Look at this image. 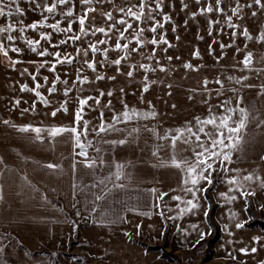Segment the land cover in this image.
Masks as SVG:
<instances>
[{
  "label": "crops",
  "instance_id": "0c3cea01",
  "mask_svg": "<svg viewBox=\"0 0 264 264\" xmlns=\"http://www.w3.org/2000/svg\"><path fill=\"white\" fill-rule=\"evenodd\" d=\"M10 2L5 0V3ZM51 2L53 0H19L24 15L13 9L14 14L8 20L6 8L5 16L0 17V28L7 23L17 24V21H23L26 26L45 16L48 23L59 20L61 27H65L67 20L59 10L50 15L43 9L45 3ZM69 2L75 5V16H79L80 0ZM37 4L41 7L37 8ZM58 7L63 10L67 5ZM21 26L17 24L15 31L0 33V41L5 47L13 43L7 40V35H13L16 37L15 46L24 50L19 56L23 62L14 66L0 54V248H3L0 264H82L79 258L88 260L89 264H170L159 251H149L142 244L161 245L167 229L170 248L174 247L175 251L191 248L196 241L188 240L174 208L177 201L172 199L173 196L190 199L191 194L186 195L181 190L184 187L182 173L166 163L172 157L170 140L157 139L147 130L154 128L163 136L161 123L155 117L117 124V131L106 134L90 132L87 140L91 141V146L87 152L88 158L97 161L94 168L84 166L85 157L78 154L80 150L69 133L56 137L55 141L46 138L44 142H38L33 140L34 133L13 128L12 124L28 123L70 127L75 120L41 116L22 121L13 119L14 114L7 112V101L13 98L7 93L15 90L12 77L21 75L24 69L28 72L23 75L35 73L38 68L39 75L50 72L49 65L39 67V62L53 58L31 52L26 39H40L39 33L44 31L52 33L55 43L73 33L79 34L77 21L72 25V33L57 34L47 27L36 30L24 27L21 32ZM79 44V41L73 44L69 40L59 50L62 54L68 52L75 56L76 47L81 49ZM41 46L49 47L43 40ZM49 51L54 49L49 47ZM9 55L17 58L11 50ZM59 67L57 65V70ZM8 114L12 119L7 117ZM5 120L10 123L5 125ZM187 122L177 120L170 129ZM80 127H83L82 121ZM135 128H139L138 133ZM119 139L128 142L124 145L110 143ZM154 152L157 154L153 155ZM176 155L180 159L191 157L190 145L178 141ZM101 160L105 161L104 165L99 163ZM74 162L75 170L72 167ZM116 162L125 165L126 178L121 181L124 188L112 190L108 197L96 200L101 189L94 185L110 171H115ZM49 163L62 167L49 169ZM205 182L201 186L207 188ZM107 187L111 189V184ZM153 188L157 190L156 195L167 193L162 202L155 200L151 192ZM201 194L205 198V193ZM154 202L160 207H153ZM169 208L172 211H168ZM161 209L164 216L159 215ZM137 224H140L139 229Z\"/></svg>",
  "mask_w": 264,
  "mask_h": 264
},
{
  "label": "rangeland",
  "instance_id": "374dc122",
  "mask_svg": "<svg viewBox=\"0 0 264 264\" xmlns=\"http://www.w3.org/2000/svg\"><path fill=\"white\" fill-rule=\"evenodd\" d=\"M162 2L164 12L171 16V20L164 24L163 30H157L156 38L159 39L161 32H165L166 38L171 42V47H168L165 52L163 49L167 46L161 44L156 48L155 56L159 58L160 64L166 66V71H161L156 66L155 59H146L153 48L150 43L153 34L147 27L152 23L150 20L141 25L145 27L141 39L145 40L146 46L140 47L139 52L131 53V59L122 60L119 66L112 63L113 60L123 55L122 51H118L114 47L115 42L120 39L117 29L123 30L119 24L121 17L133 24V27L125 33L126 39L121 40V43H129V48L137 46L132 36L137 30L138 22L127 17L126 12L129 7L138 5L140 0H91L90 4H82L80 0V15H83L88 8L95 9L87 12L86 29L94 27L109 29L113 24L115 27L110 29L107 37L99 32L93 35L92 31H88L87 35L79 34L80 57L71 64L60 65L56 74L60 76L61 82H57L56 92L47 90L54 79V73L50 71L47 74L37 75V80L42 84L40 91L51 101L47 107L39 102L34 93L21 91V85L24 84L30 88L34 87V82L29 75L18 74L16 77H12L15 90L7 93L9 96L10 94L13 96L10 101H7V112L14 114L13 119L22 121H32V118H41V116L57 120L75 118L77 95L95 97L103 91L105 95L101 97L100 105L96 107L95 111L85 108L84 120L91 122V127L98 126L100 110L104 111L105 121L111 122L113 112L106 107L107 101L110 99L112 101L111 108L116 112L123 110L125 102L129 107H136L141 112L151 111L154 107L157 113L155 117L163 127L164 136L171 124H175L177 120H187L195 124V117L207 116L209 105L203 101L208 98L209 93L213 105L227 98L235 106L238 103V98L243 97L239 107L247 108L251 119L246 129L241 132L243 137L241 148L233 153V162L227 165V168L239 170V172H223L217 169L212 174L213 183L207 185V192H205V194L209 193L217 206L213 220L219 227V239L210 244L212 232L203 215L208 202L205 200L206 196L204 198L203 194L198 193V196L201 197L200 209L192 214L186 213L183 218L177 216V219L181 227H184L190 242L197 241L199 233L203 231L204 239L199 242L203 244L195 243L191 248L175 251L174 247L170 248V239L167 235L166 240L163 236L161 246H165L168 252H173L177 256L179 264H264V229L246 226L249 221L246 208L249 204L255 216L264 220V188L260 187V178H264V89L261 88V85H264V42L258 38L260 32L264 31V10L255 5L253 0H239L241 13L233 14L230 7L236 6V0H224L227 15L233 16V23L240 27L238 29L229 28L224 22L226 17L214 12L210 14L211 18L219 19L220 23L213 25L212 35L209 36L208 17L199 14L200 6L195 3V0H162ZM204 2L205 0H202V3ZM183 4H187L188 8L185 9ZM248 4H252V8H248L246 6ZM120 9H124V12H121ZM133 10L138 9L133 7ZM148 11V9L145 10L146 13ZM193 11L197 12L195 19L190 15ZM252 12H256V15L253 16ZM109 14L112 19H109ZM154 15L156 19L162 21V16L158 11ZM240 15H242V19ZM173 27L175 31H173ZM244 27L248 28L252 39H246L240 35ZM218 29H222V31H218ZM233 31L237 33L235 37L232 35ZM201 36L203 39L199 38ZM213 39L216 43H212ZM97 40H108L107 44L97 45L100 49L108 48V59H104L102 52H97L95 54L96 71L93 72L83 63V50L88 48L89 42ZM221 43L229 46L222 49L219 46ZM209 44L212 45V52L209 51ZM237 48L240 49L239 52L236 51ZM197 49H199L200 57L193 55ZM248 52L253 54L250 68L245 67L242 63ZM168 56H172L173 59L169 61ZM88 58H92L90 50ZM189 62L194 66V69L198 68V70L185 68L184 65ZM140 63L152 64L156 70L145 73L143 69L139 68ZM132 64L137 67L133 76L128 77L126 73ZM118 67L120 71H117ZM80 69L82 71H79ZM77 75L87 76L88 82L80 83L76 80ZM145 75L148 76L147 81L144 80ZM43 76L48 77L47 84H44ZM97 76L104 78L97 79ZM109 77H115V79H109ZM205 78L209 83L206 89H202ZM65 79H67L69 87L75 85L67 96V112H64L61 107L65 100L64 84L62 83ZM217 79L223 82L222 88L220 84L215 83ZM146 82L149 84L147 92L143 90V85ZM248 85H252V87H248ZM120 89L124 91L121 92ZM193 89L202 90L193 91ZM218 90H221L223 94L218 96ZM109 91L113 93L111 97L107 95ZM190 95L193 97L192 99H189ZM17 99L21 101L18 106L15 104ZM34 100H36V111L23 112L22 110L29 108ZM149 101L151 104L148 103ZM89 104H93V101L90 100ZM54 108H59L60 111L55 117H52L50 112ZM214 110L218 113L221 111L219 108H214ZM9 115L7 117L12 119ZM234 119H238V113ZM249 173H252L256 179L246 182L244 188L254 194L245 198L240 195L239 190L229 192L226 176H245ZM221 193L235 195L237 199L226 202L225 198L220 195ZM179 203L177 201L174 207L176 213L179 212L177 207ZM238 223L242 227L237 228ZM192 225H198V227L193 229ZM242 248H247L248 251L241 252ZM252 248H255L256 251L252 252ZM79 261L82 264H89L88 260L84 258H79Z\"/></svg>",
  "mask_w": 264,
  "mask_h": 264
},
{
  "label": "snow or ice",
  "instance_id": "6c2138e0",
  "mask_svg": "<svg viewBox=\"0 0 264 264\" xmlns=\"http://www.w3.org/2000/svg\"><path fill=\"white\" fill-rule=\"evenodd\" d=\"M153 2L155 6L153 7ZM82 4H90L91 0H81ZM195 3L199 5V14L201 16L208 17V35H212V27L213 25H217L220 23L219 19H212L211 15L212 13H218L220 15H223L226 17L225 23L228 25L229 28L238 29L240 26L238 24L233 23V16L227 15L226 13V6L224 5V0H205L204 3H202V0H195ZM253 3L255 5H258L260 9L264 10V0H253ZM67 5V7L63 10H60L58 6H64ZM248 8H252V4L246 5ZM37 8L41 7V5L37 4ZM133 7H135L138 10H133ZM133 7H129L126 12L127 17H131L134 21L138 22L137 24V30L133 34L132 39L136 42V47L129 48V43H121V40L126 39L125 33L128 32L129 29L133 27L132 22L125 19L124 17H121L119 20V24L122 26L123 30L117 29L119 32V37L114 47L118 51H122L123 55L120 56V58L115 59L112 61L113 64L119 66L121 64L122 60L125 59H131V53L133 52H139L140 47L146 46L145 40L141 39V35L145 31V27H142L141 25H144L146 21H152L151 24H148V30L153 34L152 38L150 40L151 45H153V48L151 49V53L146 57L148 60H154L156 61V66L159 67L161 71H166V66L159 63V58L155 56L156 48L159 47L161 44L166 45L163 49V51L167 52V48L171 47V42L166 38L165 32H161L160 38H156V33L158 29L163 30L164 24L169 22L171 20V16L164 12V4L162 0H140V3L138 5H135ZM183 7L185 9L188 8L187 4H183ZM230 7V6H228ZM7 8V18L8 20H11L14 12L13 9H15L16 13H19L20 15H24L25 10L21 7L19 0H11L10 3H5V0H0V17L5 16V9ZM43 9L47 11L48 14L53 15L57 13V11H60V15L67 20V24L65 27H61V22L59 20L55 21L54 23H48V17L45 16L43 19L39 21H34L26 26L23 25V21H17V24L22 25L20 28V31H24V27L31 28L32 30H36L38 27H47L49 29H52L55 33H72L73 28L72 25L75 21L78 20V32L79 34L87 35L88 31H92V34L95 35V33L99 32L104 34L106 37L108 36V32L111 28L115 27V24L111 25L109 29H106L104 27H94L93 29H86L85 23L87 20V12L88 11H94L95 9L88 8L83 15L75 16V5L71 4L69 0H53L51 3H45L43 5ZM148 9L149 11L146 13L145 10ZM230 10L233 14H240L241 13V6L239 3V0H236V6L230 7ZM121 12H124V9H120ZM159 12L162 16V21L159 19H156V16L154 13ZM43 15V12L41 13ZM191 17L193 19L196 18L197 12L193 11L190 13ZM252 15L255 16L256 12H252ZM75 17V19H73ZM240 18L242 19V15H240ZM109 19H112L111 15L109 14ZM17 24L13 23H7L5 27L0 28V33H6V32H12L16 30ZM185 24H187V21H185ZM173 31H175V28L173 27ZM218 31H222V29H218ZM73 33L72 35L67 36L66 39H59L55 43L52 41V33L51 32H44L41 31L39 33L40 39H26V44L31 52L37 53L40 57L45 56H51L52 60H44L39 62V67H44L45 65H49L48 70L55 74L54 79L51 83V86L47 89L49 92H56V84L57 82H61L60 76L56 74L57 71V65H65V64H71L74 62L76 56H80L81 49L79 47H76L75 50V56L71 53L64 52L61 53L60 46L67 44L68 41H72L73 44H75L77 41L80 40V35ZM233 37L237 35L235 31L232 33ZM240 35H243L246 39H252V35L249 32L247 27H244L243 30L240 32ZM7 40L10 42H13L9 45V47H5L3 41H0V54H3L4 57H6L10 65L14 66L16 63H22L23 61L19 59V56L24 52L23 49L20 47L15 46L14 41L16 39L13 35H7ZM200 39H203V37H199ZM259 40L261 42H264V31L260 32L259 34ZM110 39V38H109ZM179 39V37H177ZM41 40L45 41L49 47L54 49V51H49V47H42L41 46ZM108 40H97L95 42H89L88 48L83 50V63L91 69L93 72L96 71V60H95V54L97 52H102L104 59H108V48L100 49L97 47L98 44L104 45L107 44ZM212 43H216L215 39H213ZM222 49L225 47H228L229 45H225L221 43L219 45ZM9 50L11 52L17 54V58L13 59L12 56L9 55ZM89 50L92 53V58L89 59ZM209 51L212 52V45L209 44ZM237 52L240 51L239 48L236 49ZM194 56L200 57L199 49L195 50L193 53ZM253 54L251 52L246 53V55L243 58V65L247 68H250V65L252 63ZM167 59L171 61L173 59L172 56H168ZM217 60H219V57H217ZM137 65L132 64L130 65L129 70L127 71L126 75L128 77H132ZM187 69H194V66L189 62L184 65ZM139 68L143 69L145 73L148 72H154L156 70L155 67H153L152 64L148 63H140ZM194 70H198V68H195ZM79 71H82L80 69ZM117 71H120L119 67L117 68ZM28 72L27 69H24V71L21 73L23 75L24 73ZM28 75L31 77L32 81L34 82V87H29L27 84L21 85V91H27L34 93L35 97L39 100L40 103H42L45 107L49 106L51 104V101L45 97L42 91H40L42 84L39 80H37V75H39V68L35 73H28ZM97 79H103L102 76H97ZM109 79H115V77H109ZM229 79H232L229 77ZM76 80L80 83L88 82L87 76H76ZM144 80H148V76H144ZM44 84L48 83V77L43 76ZM64 84L63 88V94L65 96V100L62 104V108L64 112L68 111L67 108V96L72 91V87L68 86V81L65 79L62 81ZM209 81L205 78L202 83V89H206L208 86ZM215 83L220 84L221 88L223 87V82L219 79L215 81ZM171 87V86H169ZM248 87H252V85H248ZM261 88L264 89V85H261ZM200 89V90H202ZM143 90L147 92L149 90V84L146 82L143 85ZM197 89H193V91H200ZM121 92H123V89H120ZM235 91V89H233ZM222 91L218 90L217 95H222ZM105 93L101 91L98 96H79L77 95V109L75 111V120L73 126H64V125H44L43 123L40 124H22V125H15L12 124L13 128H16L18 131L23 133H34L33 140L38 142H44L45 139H51L55 141V138L58 136H61L65 133H69L71 137L74 140V144L76 147L79 148V155L85 157L83 164L87 168H94L97 165V161L88 158V152L87 149L91 146V141L87 140V137L89 136V133H95L96 135H99L101 133H107L109 131H117L116 125L117 124H127L131 121H139L140 119H150L155 118L157 113L154 110V107L151 111H144L141 112V110L137 109L136 107H129V105L125 102L123 103V110L121 112H116L114 109L111 108L112 101L109 99L107 101L106 107L109 108L113 112V115L111 116V122L105 121L104 119V111H99V124L98 126H93L91 129L89 128V122L87 120H84V114H85V108H88L91 111H95L96 107L100 105V99L103 97ZM109 97L113 95L111 91L107 93ZM193 97L190 95L189 99H192ZM93 101V104H89V101ZM212 97L209 93L208 98L205 99L203 102L205 104H208V114L204 117H195V124L192 122H187L184 126L175 128V129H169L164 136H160L159 132L156 129H147L148 131H151L152 134L157 139H164V140H170V145L172 149V157L169 162H166L167 164H170L172 167H175L182 173V184L184 187L181 189L185 192V194H191L190 199L182 198L179 195L173 196L172 199L179 201L180 203L177 205L179 208V212L177 213V216L179 218H183V216L188 213L192 214L196 211H198L201 207L200 199L201 197L198 196V193H205L207 192L206 187H202V182L206 181L208 185H211L213 183V176L212 174L219 169L223 172L228 171H236L239 172V170H233L227 168V165H230L233 162V153L237 150H239L242 146L243 137L241 136V132L246 129L247 124L249 123V120L251 119L250 112L247 108L239 107V103L242 102L243 97L238 98L237 105L233 106L232 102L228 100L227 98L220 101L218 104L213 105L211 103ZM21 103L19 99L15 101V104L18 106ZM27 103V101H25ZM151 104V101L148 102ZM175 107V105H173ZM214 108H219L221 111L218 113L214 110ZM23 112L27 111H36V100L33 101V103L30 105L29 108L23 109ZM60 111L59 108H54L50 115L52 117H55L57 112ZM238 113V119H234V116ZM47 114V113H46ZM81 121H83V127L81 128ZM5 125H8L10 121L5 120L3 121ZM146 127V126H145ZM134 131L137 133L139 132V128H135ZM180 141L185 145H190V150L192 152L191 157H184L182 159L177 158L176 151H177V142ZM128 141L126 139H119V140H113L110 143L112 144H118V145H124ZM188 150V149H185ZM99 151V149H97ZM157 153L154 152L153 155H156ZM101 165L105 164V161L101 160L99 162ZM47 167L49 169H60L62 166L55 163H49L47 164ZM73 169L75 170L76 164L73 163ZM125 165L119 162H116L114 164L115 171L109 172V174L102 179L99 180L97 185H94L95 187H99L101 190L100 192L95 196L96 200H101L106 197H108L112 190L115 189H123L124 184L121 182L123 179L126 178L125 172H124ZM227 184L229 185V192H235L236 190H239L240 195L247 198L248 195L254 194L250 193L245 190L244 186L246 182H251L256 179L252 173H249L245 176H226L225 177ZM111 184V189H108L107 185ZM260 187L264 188V178H260ZM151 192L155 198V200L163 201L164 196L167 195L166 192H161L159 195H156L157 190L155 188L151 189ZM222 197L225 198L226 202H231L235 199H237V196L235 195H229L228 193H221ZM0 199H2V196H0ZM153 207H160V205L153 203ZM166 207V205H165ZM168 211H172V209H168ZM143 215H150V213H142ZM159 215L164 216V211L161 209L159 212ZM203 215L205 217L208 216V210L207 208L203 212ZM171 219H175L176 217H169ZM136 227L139 229L140 224H137ZM193 229L197 228L198 225H192ZM237 228L242 227L241 224L236 225ZM205 233L201 231L198 235V239L196 243H199L200 240L204 239ZM258 239V238H257ZM194 246V245H193ZM3 251V248H0V252ZM241 252L246 253L248 251L247 248L240 249ZM252 252H255L256 249L252 248Z\"/></svg>",
  "mask_w": 264,
  "mask_h": 264
},
{
  "label": "trees",
  "instance_id": "16d2710c",
  "mask_svg": "<svg viewBox=\"0 0 264 264\" xmlns=\"http://www.w3.org/2000/svg\"><path fill=\"white\" fill-rule=\"evenodd\" d=\"M205 196H206V200L208 202V207H209L208 216L206 217V220H207V224L210 227L211 232H212V238L210 239V244H212V243L216 242L219 239V236H220L219 235V227L217 226V224L213 220V216H214V213H215V210H216L217 206L214 204V202H213L212 198L210 197L209 193H206ZM246 211H247V214H248V217H249V221H248L246 226L250 227V228L251 227H259L261 229H264V220L259 219L257 216H255L250 204L247 206ZM167 235H168V229L165 232L164 240H166V236ZM200 244L201 243H199V245ZM142 245L144 247H146L147 250L161 252L162 258L166 259L169 263H171V264H179V260H178L177 256L173 252H168L166 250L165 246L157 245V246H154V247H150V246H147L145 244H142Z\"/></svg>",
  "mask_w": 264,
  "mask_h": 264
}]
</instances>
